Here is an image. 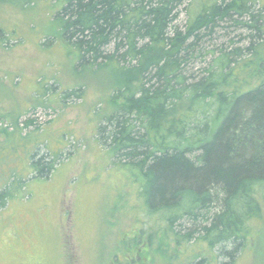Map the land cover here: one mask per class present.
<instances>
[{
	"label": "trees",
	"instance_id": "1",
	"mask_svg": "<svg viewBox=\"0 0 264 264\" xmlns=\"http://www.w3.org/2000/svg\"><path fill=\"white\" fill-rule=\"evenodd\" d=\"M54 1L77 66L114 64L129 80L97 139L140 177L146 216L178 245L204 240L237 264L252 221L264 225V0ZM35 148L0 208L51 174L56 158Z\"/></svg>",
	"mask_w": 264,
	"mask_h": 264
},
{
	"label": "rangeland",
	"instance_id": "2",
	"mask_svg": "<svg viewBox=\"0 0 264 264\" xmlns=\"http://www.w3.org/2000/svg\"><path fill=\"white\" fill-rule=\"evenodd\" d=\"M59 7L0 0V190L33 172L35 146L57 160L48 177L31 179L0 208V264H220L204 240L165 237L159 218L143 211L140 177L113 166L97 128L129 80L114 64L77 66L54 17ZM76 89L80 96L63 101ZM251 225L237 264H264V225Z\"/></svg>",
	"mask_w": 264,
	"mask_h": 264
},
{
	"label": "bare ground",
	"instance_id": "3",
	"mask_svg": "<svg viewBox=\"0 0 264 264\" xmlns=\"http://www.w3.org/2000/svg\"><path fill=\"white\" fill-rule=\"evenodd\" d=\"M13 176V175H12ZM4 194V193H3Z\"/></svg>",
	"mask_w": 264,
	"mask_h": 264
}]
</instances>
